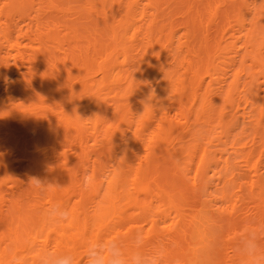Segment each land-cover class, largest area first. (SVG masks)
<instances>
[{
	"label": "bare ground",
	"instance_id": "obj_1",
	"mask_svg": "<svg viewBox=\"0 0 264 264\" xmlns=\"http://www.w3.org/2000/svg\"><path fill=\"white\" fill-rule=\"evenodd\" d=\"M248 228L264 229V0H0V264L41 248L84 264L137 230L165 264H241Z\"/></svg>",
	"mask_w": 264,
	"mask_h": 264
},
{
	"label": "clouds",
	"instance_id": "obj_2",
	"mask_svg": "<svg viewBox=\"0 0 264 264\" xmlns=\"http://www.w3.org/2000/svg\"><path fill=\"white\" fill-rule=\"evenodd\" d=\"M41 192L49 186H60L35 179ZM50 225L58 226L70 219L69 210L56 204L45 213ZM233 253L241 264H264V229H246L233 244ZM166 249L156 243L151 245L144 238L142 230H137L130 238L97 240L85 246L84 264H165L168 260ZM36 264H77V257L68 251L41 248ZM180 264V261H175Z\"/></svg>",
	"mask_w": 264,
	"mask_h": 264
}]
</instances>
